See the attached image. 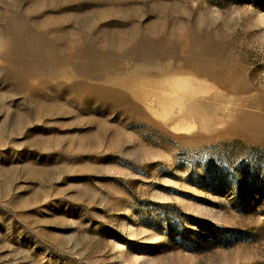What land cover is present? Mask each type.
Listing matches in <instances>:
<instances>
[{"label":"rangeland","instance_id":"374dc122","mask_svg":"<svg viewBox=\"0 0 264 264\" xmlns=\"http://www.w3.org/2000/svg\"><path fill=\"white\" fill-rule=\"evenodd\" d=\"M0 264H264V0H0Z\"/></svg>","mask_w":264,"mask_h":264},{"label":"bare ground","instance_id":"6f19581e","mask_svg":"<svg viewBox=\"0 0 264 264\" xmlns=\"http://www.w3.org/2000/svg\"><path fill=\"white\" fill-rule=\"evenodd\" d=\"M221 77V76H220ZM190 94V93H189ZM188 121V120H187Z\"/></svg>","mask_w":264,"mask_h":264}]
</instances>
